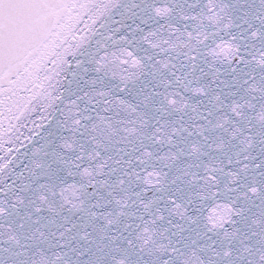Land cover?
<instances>
[{
	"label": "snow or ice",
	"instance_id": "obj_1",
	"mask_svg": "<svg viewBox=\"0 0 264 264\" xmlns=\"http://www.w3.org/2000/svg\"><path fill=\"white\" fill-rule=\"evenodd\" d=\"M0 153V264H264V0H0Z\"/></svg>",
	"mask_w": 264,
	"mask_h": 264
},
{
	"label": "water",
	"instance_id": "obj_2",
	"mask_svg": "<svg viewBox=\"0 0 264 264\" xmlns=\"http://www.w3.org/2000/svg\"><path fill=\"white\" fill-rule=\"evenodd\" d=\"M6 147H7V145H6ZM0 154H2V153H0Z\"/></svg>",
	"mask_w": 264,
	"mask_h": 264
}]
</instances>
